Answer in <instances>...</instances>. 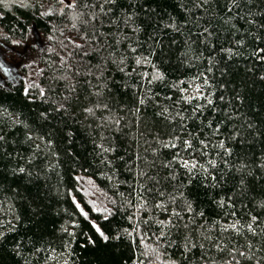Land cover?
Segmentation results:
<instances>
[{
	"label": "trees",
	"instance_id": "16d2710c",
	"mask_svg": "<svg viewBox=\"0 0 264 264\" xmlns=\"http://www.w3.org/2000/svg\"><path fill=\"white\" fill-rule=\"evenodd\" d=\"M46 5L52 15H41ZM58 7L0 0L7 36L34 28L45 42L36 82L0 85V264H264V53L253 55L264 48V0H77L76 20ZM84 32L87 55L66 39ZM197 85L211 105L184 99ZM183 139L193 147L165 146ZM180 157L198 162L196 175ZM73 198L121 240L88 243L97 237ZM170 217L178 227L158 223Z\"/></svg>",
	"mask_w": 264,
	"mask_h": 264
},
{
	"label": "snow or ice",
	"instance_id": "6c2138e0",
	"mask_svg": "<svg viewBox=\"0 0 264 264\" xmlns=\"http://www.w3.org/2000/svg\"><path fill=\"white\" fill-rule=\"evenodd\" d=\"M55 2L59 5V7L56 9V11L60 12L61 15H65L64 9L66 7L68 9L73 10V15H72V19L73 20L79 19V16L75 13V10L77 8V0H71V2H68V0H55ZM206 2H207V0H205V3ZM233 2H235V0H233ZM41 6L43 7V5H41ZM52 14H53L52 6H49L47 8L46 12H42L41 13V15H52ZM93 19H95V16H93ZM72 27L75 28L76 24L73 23ZM66 39L70 40V42L72 43V45H73V47L75 49H78L79 51L83 52L84 55L88 54L86 49H85V45L88 44L90 38H89V36H88V34L86 32H84V33H82L80 35V41H81L80 43H77L71 37H67ZM257 39L259 40L260 38L257 37ZM241 43H242V41H241ZM227 51H231V50H227ZM133 52H135V49H133ZM258 53H264V48H259L258 47L256 50H254L253 55H258ZM69 55H71V53ZM259 58L260 59H264V56H259ZM121 63H123V60H121ZM136 63L140 64L141 61L139 59H137ZM121 71H123V69H121ZM208 71H211V69L209 68ZM201 76H203V74H201ZM155 78L156 77H154V79ZM159 78L163 79V74L162 73L159 74ZM261 79H264V76H262ZM203 84L205 86L209 87V88L211 87V85L209 84V80L206 77L203 78ZM180 91L184 92L185 89H180ZM25 94L26 95L28 94V90L27 89H25ZM40 95L41 96L45 95L43 89L40 90ZM209 95H211V93H209ZM200 98H204L207 101V104H209V105H211L213 103L212 100L207 99V97L205 96V92L202 90V88L199 85H197L196 88H195V95L184 97L185 100H189V101L197 100V99H200ZM236 98L237 99H241L239 96H237ZM221 99H223V97H221ZM143 103H144V101L140 100V104H143ZM63 107H64L63 105L59 106V108H63ZM103 107L107 108L108 105L104 104ZM196 108H197V110L201 109V105L197 104ZM57 110H59V109H57ZM85 111L91 112V109H85ZM137 111H139V110H137ZM40 116L42 118H47V113L46 112H41ZM115 123L119 124L120 121L117 119V120H115ZM208 127L212 128V135H215L219 131L220 125L217 124V125H215V127H213L211 124H209ZM249 127H251V125H249ZM37 138L40 139V140H45V136L44 135H39ZM28 139H31V135L28 136ZM175 139L179 140L180 138L179 137H175ZM0 140H3L2 136H0ZM46 143L51 145L53 143V141L51 139H47ZM199 143L201 145L207 147V144L205 143L204 140H202V139L199 140ZM165 146L166 147H172V148H177V147L182 146L185 149H191L193 147L191 139H183L181 141L180 145H177V144H174V143H169V144H167ZM37 147H39V145H37ZM101 147H103V146H101ZM219 147L222 148L225 151L226 154L230 153V149L225 147L224 142H220ZM103 150L104 151H111L110 148L103 149ZM178 156H179V152L176 155L173 156V160L174 161L177 160ZM179 163H180V166L185 169V174L186 175H196L197 174L196 173V167H197V163L198 162L195 161L194 159L190 158L189 160H185V159H183V157H180ZM215 163H216L215 160L209 161V165L210 166H215ZM225 163H227V161H225ZM200 167L205 173L208 172V169L204 168L203 165H201ZM18 171L23 173L25 171V169L21 167V168L18 169ZM170 175L172 176L173 180L177 179V173L176 172H172V173H170ZM212 179L215 180L216 178L212 177ZM241 183H243V181H241ZM183 195H184V193L180 192V196L183 197ZM171 199H172L173 203H175V198L172 197ZM144 203L146 204V201ZM221 203H223V201ZM73 204L75 205V209L77 210L78 215L83 217V220L87 222V225L90 226V229L94 231V235L97 237V239H93L92 236H88V238H87V242L88 243H90L92 245H95L97 243V240H100V241H103L105 244H107L110 241H119V240H121L122 234L120 232H111L110 230H106L105 228H103L101 226V224L97 222V219H93L90 216L89 211H86L85 208L82 207L81 204L78 201L75 200V198H73ZM142 206L143 205H137V207H142ZM153 206L156 207V208H161L162 207V205L159 204V203H156ZM183 210L185 212L192 211L191 204L188 203L187 206ZM91 211L106 213V214H104V215H102L100 217V219L105 220V221L108 220L109 216L112 215L111 210H109L107 208H104V209L93 208V209H91ZM199 215L203 216V213H199ZM171 217H175L177 221L184 219V217L181 216V211L179 209H177L176 207H173L171 209ZM171 217L168 220H160L158 223L161 224V225H165V226L170 225L171 227H178V224L174 223ZM129 219H131V217H129ZM256 220H257V217L256 216H252V221H256ZM72 224H73L74 227H78L79 226L77 221H73ZM185 227H187V225H185ZM231 227L233 229H236L237 231H239V229H237V227H236V224H232ZM247 227H248V229L250 231H252V233L254 235L256 234L255 228L253 227V225L251 223L248 224ZM123 231H124V233H127V235L129 237H131L132 234L130 232H128L127 229H124ZM3 235H4V233L0 232V236H3ZM74 235H75V233L69 232V236H74ZM163 235H164V232L161 231V236H163ZM206 239H211V237L210 236L206 237ZM189 244H191V240H190V238L188 236H185V243H184L183 246H184V248L186 250L189 249ZM192 247H196V245L192 244ZM200 247L202 248L203 244H201ZM217 247H219V245H217ZM238 254H239V256L244 257L246 259H251V257H246L245 256V252H243V251L239 252ZM65 264H67V262H65ZM172 264H176V261H173Z\"/></svg>",
	"mask_w": 264,
	"mask_h": 264
},
{
	"label": "rangeland",
	"instance_id": "374dc122",
	"mask_svg": "<svg viewBox=\"0 0 264 264\" xmlns=\"http://www.w3.org/2000/svg\"><path fill=\"white\" fill-rule=\"evenodd\" d=\"M44 43L34 28L30 29L27 39L12 38L0 29V85L17 84L20 81L25 85L36 82ZM86 188L90 189V185H86ZM86 196L93 197L97 207H106L94 190H90Z\"/></svg>",
	"mask_w": 264,
	"mask_h": 264
}]
</instances>
